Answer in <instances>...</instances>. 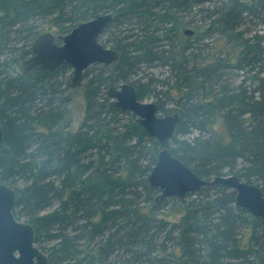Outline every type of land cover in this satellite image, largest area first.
Instances as JSON below:
<instances>
[{"label": "trees", "instance_id": "1", "mask_svg": "<svg viewBox=\"0 0 264 264\" xmlns=\"http://www.w3.org/2000/svg\"><path fill=\"white\" fill-rule=\"evenodd\" d=\"M194 11L202 26L185 44ZM99 14L113 15L100 41L118 59L84 73L73 127L72 68L20 65L46 26L66 35ZM250 23L264 25V0H0V176L50 264H264V218L231 188L156 201L148 176L161 146L108 97L131 83L162 116H180L166 144L174 157L200 178L236 175L264 195V33Z\"/></svg>", "mask_w": 264, "mask_h": 264}, {"label": "water", "instance_id": "2", "mask_svg": "<svg viewBox=\"0 0 264 264\" xmlns=\"http://www.w3.org/2000/svg\"><path fill=\"white\" fill-rule=\"evenodd\" d=\"M247 1V0H242ZM113 20L112 14H99L80 23L69 34L40 35L33 43V55L20 65L22 73L35 66L54 71L61 65L73 70L72 85L79 88L84 83V73L94 64L110 65L117 61L118 53L104 46L100 39ZM187 35L192 32L187 30ZM108 97L122 111L137 117L148 134L161 146L158 161L153 167L148 182L160 190L157 202L166 198L185 199L202 188L221 184L237 193V203L255 217L264 218V195L260 187L248 184L236 175L218 176L212 180L200 178L190 167L172 155L166 144L176 134L180 116L159 115L156 102L139 100L138 92L131 83L112 86ZM4 141V130L0 124V148ZM17 192L0 176V264H50V260L35 243L36 231L32 224L18 220L14 215Z\"/></svg>", "mask_w": 264, "mask_h": 264}, {"label": "rangeland", "instance_id": "3", "mask_svg": "<svg viewBox=\"0 0 264 264\" xmlns=\"http://www.w3.org/2000/svg\"><path fill=\"white\" fill-rule=\"evenodd\" d=\"M248 1H251V0H248ZM213 5H211V6L206 5L204 8L205 9L209 8V9L213 10V7H214ZM195 12L196 11H194V13H191V14L185 16L184 19L182 20L183 24L181 25L180 31L183 33L184 43L187 42L188 40H196V38L198 37V34L196 33V28H197V26H202V15L200 14V15L196 16ZM248 27H250L251 30H253L252 33H250V34H255L256 32H260V34L264 33V25H262V24L256 26L255 24L250 23V25ZM187 30L191 31L192 34L187 35L186 34ZM47 32L57 34V32L54 29H51V28L46 26L44 29V32L42 34L47 33ZM106 36H108V35H106ZM208 42L211 43L212 41H208ZM107 45H108V47H111L110 44H107ZM153 72H154L156 78H161V79H167V77H169V75H170V73L168 72V69L167 68L165 69L162 67H158ZM71 76H72V78H71V81H72L73 73ZM241 80H242L241 75L234 76V78H233V82L235 84H238ZM144 101L150 102V101H154V100L153 99H146ZM84 104H85V100H84L83 88L76 89V91L73 94V102L71 105V109H72L71 115L75 119V125L73 127H77L80 123V119L82 118V115L84 112ZM159 115L162 116L163 114L159 113ZM21 221H24V220H21Z\"/></svg>", "mask_w": 264, "mask_h": 264}]
</instances>
